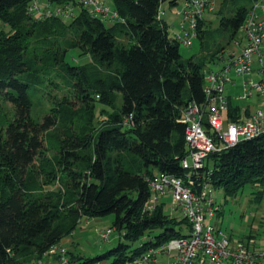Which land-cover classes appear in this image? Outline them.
Listing matches in <instances>:
<instances>
[{
  "label": "trees",
  "instance_id": "obj_1",
  "mask_svg": "<svg viewBox=\"0 0 264 264\" xmlns=\"http://www.w3.org/2000/svg\"><path fill=\"white\" fill-rule=\"evenodd\" d=\"M32 1L0 0V264L42 262L82 218L113 215L117 244L95 258L68 251L69 264H119L184 237L189 225L164 204L145 210L149 182L185 178L182 116L205 105V72L241 40L259 0H217L187 59L157 20L162 4L182 0H111L118 20L109 26L82 7L68 20L37 19ZM72 52L85 62L72 63ZM227 100L225 121H237L241 109ZM196 175L230 198L250 187L260 204L264 135L208 155Z\"/></svg>",
  "mask_w": 264,
  "mask_h": 264
},
{
  "label": "built area",
  "instance_id": "obj_2",
  "mask_svg": "<svg viewBox=\"0 0 264 264\" xmlns=\"http://www.w3.org/2000/svg\"><path fill=\"white\" fill-rule=\"evenodd\" d=\"M60 5H51L43 0H33L27 12L37 19L57 18L68 20L75 10L86 9L90 16L112 24L118 20L114 10L103 0H74ZM215 0H183L173 11L179 22V33L172 36L184 47L190 48L195 38V28L204 13L213 10ZM164 12L160 10L157 20ZM264 0H259L250 10L241 29V40L224 52L222 66L218 71L205 72L203 107L191 104L184 112L181 122L186 125L185 141L189 152L180 166L186 171L185 178L162 173L154 174L149 182L150 198L145 210L151 212L157 205L166 203V214L178 216L189 225V236L169 240L159 248H149L140 256L119 264H264V247L256 249L253 240L247 243L230 244L216 232L211 220L218 211L212 191L207 183L197 180L196 174L204 167L208 155L235 147L242 140H252L264 135V109L249 111L237 121H225L228 110L227 97L223 95L231 71L243 79L238 101H248L254 94L264 100ZM255 79V80H254ZM206 120L208 129L202 124ZM162 200V201H160ZM167 207V206H166ZM112 230H100L98 239L102 244L111 242ZM47 255L55 264H69L68 251L57 246ZM36 264H44L38 262ZM89 264H107L105 260Z\"/></svg>",
  "mask_w": 264,
  "mask_h": 264
},
{
  "label": "rangeland",
  "instance_id": "obj_3",
  "mask_svg": "<svg viewBox=\"0 0 264 264\" xmlns=\"http://www.w3.org/2000/svg\"><path fill=\"white\" fill-rule=\"evenodd\" d=\"M111 10H114V6L111 0H103ZM218 1L214 3V11L217 9ZM161 10L164 12L162 20L167 23L168 33L170 35L179 33V22L180 20L174 14H170L171 9H169L166 3L162 4ZM174 12V11H173ZM213 15H209L208 18L212 19ZM109 26V23H106ZM198 42L196 39L192 40V46L186 48L180 45L179 52L183 59H187L192 55L198 54ZM72 57V63L83 64L85 61L76 58V53L72 52L68 59ZM75 57V59H73ZM264 64V59H263ZM222 66V62H219L211 66L212 71H218ZM228 77L231 79L232 83L226 84L224 87L223 95L231 100V102L240 107V112L242 116L245 115L246 107L249 108L250 112L257 109H264V100L257 98L254 94L248 101H238L236 98L242 91V81L241 77H238L230 70ZM255 80V79H254ZM213 200L215 206L218 207V211L214 213V217L211 220L216 232L218 231L222 236L227 238L230 244L234 245L237 243H244L249 238H254L257 242L264 235V199L260 204L253 203L251 201L252 189L246 187L241 189L235 195V197H226L221 188H212ZM166 203V208L169 209L171 198L163 199ZM162 201V200H160ZM174 218H179L178 216H173ZM114 219L113 215H108L102 218H82L74 230V232L64 238L60 245L57 247L72 249V252L76 255L83 256L84 258H95L106 253L108 250L116 246L117 244V233L111 228V223ZM112 230L111 242L109 244H102L98 239V233L100 230ZM182 233L184 236H189V230L182 228ZM135 247V246H134ZM50 258L46 255L44 258ZM52 262L53 259L51 258ZM45 263V259L41 260ZM38 263V262H37Z\"/></svg>",
  "mask_w": 264,
  "mask_h": 264
},
{
  "label": "crops",
  "instance_id": "obj_4",
  "mask_svg": "<svg viewBox=\"0 0 264 264\" xmlns=\"http://www.w3.org/2000/svg\"><path fill=\"white\" fill-rule=\"evenodd\" d=\"M183 1V0H182ZM181 1V2H182ZM181 2H180V4H181ZM179 4V5H180ZM178 5V6H179ZM170 14L172 15V16H174V12H173V10H171V12H170ZM175 17V16H174ZM176 18V17H175ZM165 22V21H164ZM166 23V22H165ZM167 24V23H166ZM249 240H253L254 241V243H252V246L254 247V248H256V249H261V248H263L264 247V235L263 236H261V238L259 239V241L257 242L254 238H249L245 243H247ZM62 242H60L59 243V245L61 244ZM69 250V252L71 251L72 252V249H68ZM45 259V263L44 264H52L53 262H52V260L50 259V258H48L47 257V259L46 258H43V260ZM43 262V261H42Z\"/></svg>",
  "mask_w": 264,
  "mask_h": 264
}]
</instances>
